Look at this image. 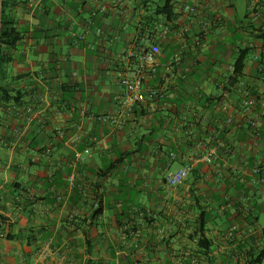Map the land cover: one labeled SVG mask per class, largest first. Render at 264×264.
<instances>
[{"label": "crops", "instance_id": "1", "mask_svg": "<svg viewBox=\"0 0 264 264\" xmlns=\"http://www.w3.org/2000/svg\"><path fill=\"white\" fill-rule=\"evenodd\" d=\"M8 6L23 36L0 63L18 97L0 110V264H238L262 247L264 0ZM153 48L158 72L127 113L123 82Z\"/></svg>", "mask_w": 264, "mask_h": 264}, {"label": "trees", "instance_id": "2", "mask_svg": "<svg viewBox=\"0 0 264 264\" xmlns=\"http://www.w3.org/2000/svg\"><path fill=\"white\" fill-rule=\"evenodd\" d=\"M9 1L10 0H3L2 28L0 32V63L4 56V49L8 47L11 48L15 47L23 36V32L19 30L17 27H15L14 24L10 22L7 18ZM159 14L164 15L168 20L171 19L172 13L168 10V4H166L161 9ZM247 53H248L247 50L241 51L235 64L236 74H240L242 72ZM17 100H18L17 94H13V92L8 88L4 86H0V110L4 105V103L9 101L16 102ZM112 168L113 167H110L107 170H111ZM207 222L208 219L206 213L204 211L199 212V216L197 218V234H199L198 253L207 258H211L212 240H210L205 234ZM260 236L263 238V242H264V230L260 232ZM243 253H244L243 262H239L238 264H262L264 260V243L261 248H255L254 246H252L249 250H245Z\"/></svg>", "mask_w": 264, "mask_h": 264}, {"label": "built area", "instance_id": "3", "mask_svg": "<svg viewBox=\"0 0 264 264\" xmlns=\"http://www.w3.org/2000/svg\"><path fill=\"white\" fill-rule=\"evenodd\" d=\"M183 10L189 12L191 14H197V9L191 5H185ZM92 24V20L89 21ZM81 39V37H80ZM199 41H196L195 44H199ZM174 61L179 60V56H175ZM159 61L157 58V49L153 48L149 51H144L142 54V62L140 63L138 69L134 72V74L124 80V102H123V110L127 113H132L135 110V106L145 100L143 95V86L145 81L155 75L158 72ZM162 88L151 89L149 92V97L151 99H156L158 97L163 96ZM245 105L252 106L253 100L247 99L245 101ZM88 152V151H86ZM171 157L174 158V154H171ZM205 161L210 163L212 161V157L209 155L205 157ZM255 173H259V169L256 168L254 170ZM189 174V168L183 167L176 171H168L165 180L168 186L176 187L181 185Z\"/></svg>", "mask_w": 264, "mask_h": 264}, {"label": "water", "instance_id": "4", "mask_svg": "<svg viewBox=\"0 0 264 264\" xmlns=\"http://www.w3.org/2000/svg\"><path fill=\"white\" fill-rule=\"evenodd\" d=\"M2 8H3V0H0V32L2 28Z\"/></svg>", "mask_w": 264, "mask_h": 264}]
</instances>
